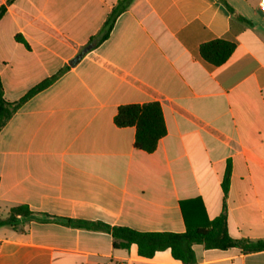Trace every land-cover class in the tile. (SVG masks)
Returning <instances> with one entry per match:
<instances>
[{
  "label": "crops",
  "instance_id": "1",
  "mask_svg": "<svg viewBox=\"0 0 264 264\" xmlns=\"http://www.w3.org/2000/svg\"><path fill=\"white\" fill-rule=\"evenodd\" d=\"M118 1L0 0L5 100L56 75L0 130V217L33 213L0 227V264H182L169 250L115 248L95 227L182 233L181 202L191 225L224 206L233 239L264 240L262 0H132L83 52ZM216 39L235 47L213 66L198 48ZM150 102L166 134L146 153L135 128L113 120L121 106ZM192 249L195 264H264V250Z\"/></svg>",
  "mask_w": 264,
  "mask_h": 264
},
{
  "label": "trees",
  "instance_id": "2",
  "mask_svg": "<svg viewBox=\"0 0 264 264\" xmlns=\"http://www.w3.org/2000/svg\"><path fill=\"white\" fill-rule=\"evenodd\" d=\"M131 1H118L108 15L98 35L89 39L83 48V52L90 50L93 43L98 44L107 38L115 19L127 9ZM3 12L4 8H1L0 17ZM230 13L232 14L233 21L248 23L246 19L235 15L233 11H230ZM234 47L235 43L229 39H216L200 45L198 55L203 61L213 66H218L227 60ZM55 78L56 75L43 80L16 102H8L5 100L3 86L0 80V130L24 101L48 87ZM113 122L118 127L133 126L135 128L134 147L146 153H152L156 149L158 141L166 134L161 108L155 102L142 105L132 104L121 106L117 109ZM229 175V168H227L221 183L224 197L228 190ZM180 205L182 208V217L186 225V229L182 233H146L127 227H108L104 224H96L95 227L110 232L115 248L127 249L130 245L134 244L137 247V254L144 258H151L158 251L169 250L171 256L182 264H195L193 245H202L206 249L221 250L237 246L246 253L264 250V240L250 242L236 240L229 235L224 206L222 212L211 221L191 225L183 209L184 202H181ZM32 215L33 213L27 206L11 208L6 218L0 217V227L10 226L15 228L19 218H29ZM80 225L85 226L83 224Z\"/></svg>",
  "mask_w": 264,
  "mask_h": 264
},
{
  "label": "built area",
  "instance_id": "3",
  "mask_svg": "<svg viewBox=\"0 0 264 264\" xmlns=\"http://www.w3.org/2000/svg\"><path fill=\"white\" fill-rule=\"evenodd\" d=\"M263 5H264V0L261 1V8H263Z\"/></svg>",
  "mask_w": 264,
  "mask_h": 264
}]
</instances>
